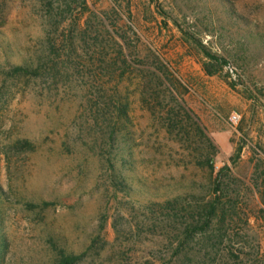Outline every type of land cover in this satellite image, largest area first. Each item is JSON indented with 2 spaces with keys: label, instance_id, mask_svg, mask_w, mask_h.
<instances>
[{
  "label": "rangeland",
  "instance_id": "obj_1",
  "mask_svg": "<svg viewBox=\"0 0 264 264\" xmlns=\"http://www.w3.org/2000/svg\"><path fill=\"white\" fill-rule=\"evenodd\" d=\"M158 5L0 0V264H264V0Z\"/></svg>",
  "mask_w": 264,
  "mask_h": 264
},
{
  "label": "trees",
  "instance_id": "obj_2",
  "mask_svg": "<svg viewBox=\"0 0 264 264\" xmlns=\"http://www.w3.org/2000/svg\"><path fill=\"white\" fill-rule=\"evenodd\" d=\"M152 1L153 3H155V6L157 7V9H159L158 0H152ZM195 42H196V45L199 46L203 55L208 60L205 64H203V69L207 75H210V76L215 75L217 73V70H216L217 67H221L227 64V62L225 61L223 57L217 55L216 53L210 52L206 47L202 46L197 41ZM156 71L163 73L162 76L167 79L169 86L174 85L175 80L173 78V74L169 71L167 65L165 64L164 65L161 64L160 66L156 65V70L154 72V75L157 74ZM12 73L17 74V75H27L30 73V70H29V67L17 65L12 68ZM162 76H159V77L161 78ZM160 83L164 84L163 80H161ZM123 107H126V106L124 105ZM118 109H119L118 118H120L121 120L122 117L127 116V112L123 110V108L119 107ZM111 139H112V134H109V146H111V143H112ZM211 176L213 175L211 174ZM176 201H177L176 199L169 200L164 204V207H166V209L169 212H171L170 216L172 215V218L178 220L180 224L177 230L178 235L176 238L177 240H176V248H175L176 258L173 264H189V262H191V254H190L191 252H190V247H189L190 234L187 232L190 228V225L187 221L183 219L186 217L188 212L185 208L179 207L178 206L179 203ZM216 211H217L216 203H210L209 205H207L205 214L201 218L200 223H202L203 225L205 224L209 225L210 223H212L214 219L216 218ZM83 256L84 254L74 255V254H67L65 252H59L58 258H57V264H78L83 259Z\"/></svg>",
  "mask_w": 264,
  "mask_h": 264
},
{
  "label": "built area",
  "instance_id": "obj_3",
  "mask_svg": "<svg viewBox=\"0 0 264 264\" xmlns=\"http://www.w3.org/2000/svg\"><path fill=\"white\" fill-rule=\"evenodd\" d=\"M233 119H236L235 117H233Z\"/></svg>",
  "mask_w": 264,
  "mask_h": 264
}]
</instances>
